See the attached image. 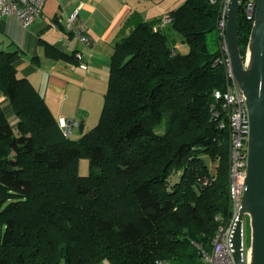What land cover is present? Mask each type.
Returning a JSON list of instances; mask_svg holds the SVG:
<instances>
[{
	"label": "trees",
	"instance_id": "obj_1",
	"mask_svg": "<svg viewBox=\"0 0 264 264\" xmlns=\"http://www.w3.org/2000/svg\"><path fill=\"white\" fill-rule=\"evenodd\" d=\"M221 3L185 0L165 29L131 13L110 58L99 121L78 140L17 77L21 51L0 50V95L16 119L0 104V264H202L232 214L229 130L214 98L226 86L215 63ZM251 27L240 8L243 58Z\"/></svg>",
	"mask_w": 264,
	"mask_h": 264
},
{
	"label": "crops",
	"instance_id": "obj_2",
	"mask_svg": "<svg viewBox=\"0 0 264 264\" xmlns=\"http://www.w3.org/2000/svg\"><path fill=\"white\" fill-rule=\"evenodd\" d=\"M185 0H46L42 14L25 29L14 16L0 18V50L21 51L17 77L26 78L39 92L57 120L76 119L80 127L72 131L76 140L95 123L107 88L109 63L115 43L129 32H120L133 12L146 21L160 20ZM77 11V19L86 26L89 44H82L67 33L64 22ZM58 18V23L55 19ZM175 48L186 53L187 47L171 32ZM69 45H66V42ZM67 55L79 53L85 68L77 63L50 58L45 44ZM0 104L9 120L16 121L5 97ZM99 120V119H98ZM72 138V136H71Z\"/></svg>",
	"mask_w": 264,
	"mask_h": 264
},
{
	"label": "built area",
	"instance_id": "obj_3",
	"mask_svg": "<svg viewBox=\"0 0 264 264\" xmlns=\"http://www.w3.org/2000/svg\"><path fill=\"white\" fill-rule=\"evenodd\" d=\"M46 0H0V18L14 16L21 26L29 28L40 18ZM229 0H222L220 17L217 24L219 36V55L215 61L221 66L226 75L224 90L215 91L214 98L221 101L222 110L227 119V127L230 138L229 151V202L231 205V218L227 223L219 226L212 242L210 251L201 252L202 264H235L232 257L231 236L237 214L241 207L244 191V179L246 176L247 144L249 136V119L245 104V97L240 90L232 72L227 41L226 24ZM240 8L247 20L253 22L256 8V0H240ZM171 21L169 14L162 16L158 27L165 29ZM67 33L78 39L82 44H89L86 26L77 19V11L71 14L64 22ZM66 45H69L67 40ZM76 59L85 68L82 57L75 54ZM60 129L66 137L72 136V131L80 127V122L71 118L58 120ZM224 125L221 124L220 127ZM154 264H169L166 260L159 259Z\"/></svg>",
	"mask_w": 264,
	"mask_h": 264
},
{
	"label": "water",
	"instance_id": "obj_4",
	"mask_svg": "<svg viewBox=\"0 0 264 264\" xmlns=\"http://www.w3.org/2000/svg\"><path fill=\"white\" fill-rule=\"evenodd\" d=\"M240 0H229L226 41L233 76L245 97L249 119L246 176L241 207L231 236L235 264H264V0H256L255 15L242 57L238 43ZM250 226V246H244V218Z\"/></svg>",
	"mask_w": 264,
	"mask_h": 264
},
{
	"label": "rangeland",
	"instance_id": "obj_5",
	"mask_svg": "<svg viewBox=\"0 0 264 264\" xmlns=\"http://www.w3.org/2000/svg\"><path fill=\"white\" fill-rule=\"evenodd\" d=\"M208 44H209V49L213 51L215 49L214 36H210L209 37ZM102 107H103V102L101 104V110H102ZM99 117L100 116L97 117V120L95 121V123H93V124H89L88 123V125H90V128H87V129L85 128L86 132L91 130L92 128H94L97 125V123L99 121L98 120ZM73 137L74 136L72 134V138L71 139L76 140ZM209 167L212 170V165L210 163H209ZM79 174L82 175V176H86V175L89 174V161L85 157H82L79 160ZM177 179H178V175H174V176H172L171 181L175 182ZM244 246H245V250H246V253H247L248 249H249V246H250V226H249V220H248L247 216L244 218ZM60 264H63V263H60ZM101 264H109V263L107 261H104Z\"/></svg>",
	"mask_w": 264,
	"mask_h": 264
}]
</instances>
